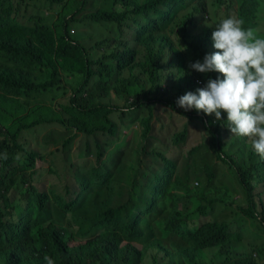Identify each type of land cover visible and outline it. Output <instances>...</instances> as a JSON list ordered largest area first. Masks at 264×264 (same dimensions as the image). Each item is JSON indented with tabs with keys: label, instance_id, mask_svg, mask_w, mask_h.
Returning <instances> with one entry per match:
<instances>
[{
	"label": "rangeland",
	"instance_id": "obj_1",
	"mask_svg": "<svg viewBox=\"0 0 264 264\" xmlns=\"http://www.w3.org/2000/svg\"><path fill=\"white\" fill-rule=\"evenodd\" d=\"M206 1L209 0H187V3L189 8L198 6L203 9L202 4ZM226 1L227 5L221 8H214L211 12L196 13L193 18L194 24L189 25L188 34L180 31L179 23L185 19L189 12L181 21L174 22L172 20L167 31L170 32L169 29H172L177 32V34H171L176 50H163L156 78H152L141 65H137L133 69L122 70L118 68L116 61L112 58L103 61L105 65L112 67V73L103 77L102 81L107 82L108 92L106 96L98 97L99 103L115 105L122 109L116 112V121L120 128L108 137L94 138L77 134L70 144H67V140L74 132H71V129L62 122V117L66 115L72 88L80 78L69 85L66 82V69L71 68L77 71L82 67L84 61L74 58V54L67 56V60L55 56L54 51L39 42L42 31L38 27L48 26L53 36L57 35L59 42L64 43L58 25L65 24L70 11L73 15L75 11L82 9L79 15L69 20L68 29L77 31V34L72 36V41H79L87 49L89 59L96 60L113 51L127 50L132 46H137V44H128L120 47L117 45V39L128 40L135 36L136 33L130 31L138 27L134 21L136 19L143 23V20L137 19L127 11L143 5L145 0H62L58 5H54V0H32L33 5H26V2L18 4L16 7L19 11L16 13L13 10L12 12V17L16 16L14 28L18 35L21 38L25 35L31 36L36 41L39 50L48 57L53 54L57 60H53V64L57 67L54 74L51 71V66L38 68L32 77V82L55 83L60 78L63 83L58 81L55 85H48L46 90L35 97H20L17 103L6 105L7 112H4L0 119V127L5 132V135L0 136V173H7L11 166L29 163L31 154H35L39 159L38 167L35 169L38 178L35 184L38 189L46 192L53 190L62 193L65 197L76 199L81 191L78 181L89 171L88 167L95 163V146L97 141H101L105 146L100 169L110 172L116 194L121 199L115 206L120 207L121 218L127 220L139 214L135 202L131 203L125 196L121 198L122 195H126L124 188H127L128 185L127 167L132 161L137 162L138 166L131 178L140 171L149 174L157 172L162 174L164 169H170L173 174L172 178L176 179L181 174L183 166H190L193 171L210 165L214 171V182L200 180L185 182L192 193L189 204L194 208L204 205L210 207L209 216L201 218L202 222L212 220L228 225V231L231 233L230 249L228 253L216 248L209 251L201 249L198 252L201 255L200 264H228L231 259L249 257H253L259 264H264V234L259 232L256 221L241 212L240 206L247 205V194L239 183L237 171L218 159L215 153V136L211 134L209 128L221 133L226 151L237 161L239 169L244 172V178L253 180V193L257 209L263 215L264 163L252 149L250 140L233 135L227 128V117L223 114L221 120L217 121L214 115L197 113L194 109L186 112L195 114L197 117L189 118L162 103H154L152 113L146 108V103L151 98L162 99L179 107L177 100L184 94L196 93L198 88L206 86L209 79L223 78L219 73L202 74L192 69L190 65L197 62V59L188 51L191 42L189 35H195L207 26L215 27V20L219 21L227 16L239 17L237 5L232 4L231 0ZM114 13H121L119 24L115 20L93 23L92 20L87 19V15L94 17ZM254 22L264 34V4L257 10ZM119 25L123 28L122 35L117 32ZM49 29L44 33L48 38H51ZM178 34L180 35L178 36ZM103 39H108V41L99 49L93 48L99 40ZM153 50L157 51L158 47H153ZM202 51L205 57L216 50L213 44H207ZM139 54L137 61H144L146 51L141 49ZM3 61L4 57L0 55V63ZM91 69L99 71L101 66L91 64ZM124 79L127 80V83L123 82ZM97 81V76L91 77L87 84L88 89L92 88ZM138 101H143L139 108L123 111ZM31 109L35 111L37 121L48 119L50 122L38 123L39 125L25 130L13 141L11 134L16 128L17 121ZM147 117L150 119V129L143 132L142 121ZM183 130H187V140L175 144V134L181 133ZM15 151L19 152V156L14 154ZM169 161L175 162V164L171 166ZM201 177L204 176L192 175L194 179ZM24 191L25 186L19 183L12 194L15 205L19 204L21 193ZM103 193L102 189L89 187L78 198L76 211L91 220L99 221L96 205L97 201L103 197ZM15 205L12 203L4 207L6 219H12V208ZM48 214L58 218L50 207H48ZM162 219V211L148 216L146 226L154 235L159 227L157 223ZM85 229L86 226H82L75 231ZM96 233L114 235L117 236L121 245L126 243L118 228H105ZM152 235L145 242L151 240ZM82 242L84 240L79 238L77 243ZM137 246L143 248L141 243H137ZM231 251L233 254L230 253ZM156 254L159 257L163 255L156 249L149 250L142 256L136 254L132 264H155L153 259ZM3 261L0 258V264ZM167 262L168 258L162 261L163 264H167Z\"/></svg>",
	"mask_w": 264,
	"mask_h": 264
},
{
	"label": "trees",
	"instance_id": "obj_2",
	"mask_svg": "<svg viewBox=\"0 0 264 264\" xmlns=\"http://www.w3.org/2000/svg\"><path fill=\"white\" fill-rule=\"evenodd\" d=\"M61 1L54 0V5H58ZM24 2L26 5L30 4L27 0H0V55L4 57V61L0 63V119L1 115L7 112V104L17 103L20 97H35L46 90L48 85L62 82L58 78L55 83L45 81L33 83L32 77L38 68L51 66L54 74L57 71V67L53 64V60L57 61L55 56L67 60V56L74 54V58H80L84 63L77 71L71 68L66 69V82L69 85L80 78L72 88L66 115L62 117V122L71 129V132H74L68 138L67 144L72 143L77 134L94 138L108 137L120 128L116 121V112L122 109L115 105L99 103L98 97L106 96L108 92V85L106 81H102L103 77L112 73V67L105 65L103 61L112 58L122 70L141 65L152 78H156L163 50H176L171 34H177V32L172 29H169L170 32L167 31L172 20L181 21L189 12L179 23L180 31L187 33L190 31L189 25L194 24L193 18L196 13L211 12L214 8L227 5L226 0H209L204 2L203 9H200L198 6L189 8L187 0H145L143 5L127 11L137 19L143 20L141 23L135 19L134 22L138 27L130 30L136 33L135 36L128 40L117 39V45L120 47L128 44H137V46L127 50L113 51L103 58L90 60L87 49L79 41H72V36L76 35L77 31L68 29L69 20L79 15L82 9H78L73 15L70 11L65 24L58 25L64 43L59 42L57 35L53 36L48 26L38 27L42 31L39 42L55 52V56L51 54V57H48L37 48L36 41L31 36L25 35L21 38L14 28L16 16L12 17V12L14 10L17 13L19 9L16 6ZM231 3L237 5L239 18L245 20V27H257V23L254 22L255 14L264 4V0H231ZM120 16L121 13L94 17L87 15V19L92 20L93 23L115 20L119 24ZM218 22V20L214 21L216 24ZM47 29L51 32V38L44 33ZM72 30L75 33H72ZM214 30V27L207 26L195 35H189L191 42L188 52L195 56L197 61L202 62L203 48L213 43L211 36ZM117 32L119 35L123 34L121 25ZM106 41L108 39L99 40L93 48L99 49ZM153 47H158V50L154 51ZM141 49L146 51V58L138 62ZM91 64H98L101 69L93 71ZM93 76H97L98 81L88 89L87 84ZM123 82L127 83V80L124 79ZM154 103L165 104L189 118L197 117L195 114L192 115L171 103L156 98H151L146 103V108L151 113ZM141 104L143 101H138L123 111L137 109ZM49 122L48 119L37 121L35 111L31 109L17 121L11 138L15 141L25 130L33 128L38 123ZM141 128L143 132L150 129L148 117L143 119ZM209 130L215 136V153L218 159L237 171L239 183L247 194L248 202L246 206H240L241 212L256 221L259 232L264 234V214L262 215L257 209L253 180L244 178V172L239 169L237 161L226 151L221 133L210 128ZM187 134V130L175 134L174 143L179 144L187 140ZM2 135H5V132L0 127V136ZM104 146V143L97 141L95 163L88 167L89 171L78 181L81 191L76 199L65 197L62 193L53 190L46 192L38 189L35 184L38 181L35 169L38 167L39 159L35 154H31L29 163L11 166L7 173H0V258L4 260L2 264H46L45 255L51 257L55 264H132L136 254L142 256L143 253L152 249L163 253L161 257L158 254L154 256L155 264H163L162 261L165 258H168L167 264H200L201 255L198 252L201 249L209 251L216 248L224 253L229 252L231 233L228 231V225L212 220L202 222L201 218L209 216L210 207L204 205L194 208L189 204L192 193L185 182L191 180L214 182V171L210 165L193 171L190 166H183L181 174L176 179L172 178L170 169H164L162 174L140 171L131 178L138 166L137 162L132 161L127 167V188L123 187L126 195H122L121 198L125 196L131 203L135 202L139 214L126 220L121 218L120 207L115 206L121 199L116 194L110 172L100 169ZM14 154L19 156L18 151ZM169 164L172 166L175 162L169 161ZM193 174L204 177L194 179ZM19 183L25 186V191L21 193L19 204L15 205L12 194ZM89 187L104 191L103 197L97 201L96 205L99 221L91 220L76 211L78 198ZM12 203L15 207L12 208V219L8 220L4 207ZM48 207L54 210L58 218L48 214ZM159 211H162L163 219L157 223L159 227L154 235L148 230L146 222L149 215H155ZM82 226H86V229L75 231ZM105 228H118L126 243L121 245L117 236L96 233ZM151 235V240L145 242ZM79 238H82L84 242L78 244ZM137 243H141L143 248H139ZM230 253L233 254V251ZM228 264L259 263L253 257H249L231 259Z\"/></svg>",
	"mask_w": 264,
	"mask_h": 264
},
{
	"label": "clouds",
	"instance_id": "obj_3",
	"mask_svg": "<svg viewBox=\"0 0 264 264\" xmlns=\"http://www.w3.org/2000/svg\"><path fill=\"white\" fill-rule=\"evenodd\" d=\"M214 29L211 44L216 51L190 67L223 78L209 79L196 93L181 96L177 105L185 111L214 115L217 121L226 115L230 132L250 140L264 160V34L257 27H245V20L236 16L220 19ZM44 260L55 264L48 255Z\"/></svg>",
	"mask_w": 264,
	"mask_h": 264
},
{
	"label": "crops",
	"instance_id": "obj_4",
	"mask_svg": "<svg viewBox=\"0 0 264 264\" xmlns=\"http://www.w3.org/2000/svg\"><path fill=\"white\" fill-rule=\"evenodd\" d=\"M16 1H17V0H16ZM42 1H45V0H42ZM27 2L30 3L31 5H33L32 0H27ZM30 4H29V5H30Z\"/></svg>",
	"mask_w": 264,
	"mask_h": 264
},
{
	"label": "built area",
	"instance_id": "obj_5",
	"mask_svg": "<svg viewBox=\"0 0 264 264\" xmlns=\"http://www.w3.org/2000/svg\"><path fill=\"white\" fill-rule=\"evenodd\" d=\"M71 32H72V33H75V31H74V30H72Z\"/></svg>",
	"mask_w": 264,
	"mask_h": 264
},
{
	"label": "flooded vegetation",
	"instance_id": "obj_6",
	"mask_svg": "<svg viewBox=\"0 0 264 264\" xmlns=\"http://www.w3.org/2000/svg\"><path fill=\"white\" fill-rule=\"evenodd\" d=\"M210 54H212V53H210Z\"/></svg>",
	"mask_w": 264,
	"mask_h": 264
}]
</instances>
